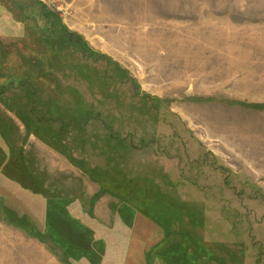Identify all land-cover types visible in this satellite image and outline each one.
<instances>
[{
  "label": "rangeland",
  "instance_id": "374dc122",
  "mask_svg": "<svg viewBox=\"0 0 264 264\" xmlns=\"http://www.w3.org/2000/svg\"><path fill=\"white\" fill-rule=\"evenodd\" d=\"M8 5L0 264H264V0Z\"/></svg>",
  "mask_w": 264,
  "mask_h": 264
},
{
  "label": "trees",
  "instance_id": "16d2710c",
  "mask_svg": "<svg viewBox=\"0 0 264 264\" xmlns=\"http://www.w3.org/2000/svg\"><path fill=\"white\" fill-rule=\"evenodd\" d=\"M8 1L9 0H0V8L2 9V11H3L5 16H7L5 13L8 12V8H9V14H10V10H11L10 6L8 5ZM32 95H34V98H35L34 101H36L38 104L40 103L43 108L47 107L49 104H54L53 101H51V100H48V101L42 100L38 92H33ZM30 101L32 102L33 100L30 99ZM239 105L246 106V107L249 106L250 108H252L254 110L264 111V105H247V104H244V103H239ZM56 108H59V107L56 105ZM22 121L29 128V130L32 131V128L30 126V122H28L26 119H22ZM125 205L131 210V212L135 211V209L132 206L128 205L126 201H125ZM43 239L44 238H41V240H43ZM174 251H176V250L174 249ZM177 252H182V251L181 250L180 251L177 250ZM176 254L177 253H174V254H172V256H176Z\"/></svg>",
  "mask_w": 264,
  "mask_h": 264
},
{
  "label": "crops",
  "instance_id": "0c3cea01",
  "mask_svg": "<svg viewBox=\"0 0 264 264\" xmlns=\"http://www.w3.org/2000/svg\"><path fill=\"white\" fill-rule=\"evenodd\" d=\"M34 262H36V264H59V261H51V260H40L37 256Z\"/></svg>",
  "mask_w": 264,
  "mask_h": 264
}]
</instances>
